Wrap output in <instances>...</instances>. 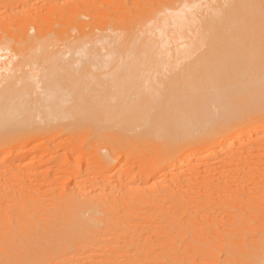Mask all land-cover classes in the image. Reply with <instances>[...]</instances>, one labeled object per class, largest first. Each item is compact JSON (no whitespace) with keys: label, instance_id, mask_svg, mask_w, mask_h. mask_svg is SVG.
I'll return each mask as SVG.
<instances>
[{"label":"bare ground","instance_id":"6f19581e","mask_svg":"<svg viewBox=\"0 0 264 264\" xmlns=\"http://www.w3.org/2000/svg\"><path fill=\"white\" fill-rule=\"evenodd\" d=\"M60 1H53L51 12L49 6L45 13L33 8L35 12L22 19L12 60L3 64L0 74V145L3 139L5 149L14 152L0 156V167L10 175L9 181L0 184V264H182L197 256L233 264L241 260L240 249L245 246H261L257 255L264 261V157L257 161L263 179L242 178L244 183L254 181V186L240 184L243 190L239 188L237 194L218 191L230 181L237 183L228 164L257 147L251 143L264 140V112L253 117L252 128H246L247 117L264 108V19L260 20L264 7L245 2L230 6L223 11L222 21H207L198 44L182 50L171 65L170 58L159 61L167 51L152 42L146 24L113 32L106 24L93 23V27L82 18L90 17L91 10L94 19L110 10L105 0H71L68 5ZM59 23L72 29L56 28ZM192 55L195 59L186 62ZM165 64L180 69L167 80L155 76L162 84L158 86L153 76ZM161 103L166 108L156 106ZM213 105L221 109L222 124L201 148H194L193 129L212 118ZM140 117L151 125V132L176 137L180 148L174 156L155 158L150 165L164 161V166L145 180L141 179L144 169L127 174L144 184L142 200L135 197L136 203H126L115 213L107 209L110 202L117 206L115 191H98L96 183L104 186L102 181L85 189L91 177L77 180L82 170H95V174L110 167L115 147L109 137L90 144L95 166H75V173L62 180L65 185L59 193L49 190L61 179L52 177L49 163H43L54 158L59 165L71 161L69 154H59V145L54 147L49 136L73 131L77 119L88 120L99 131L111 127L115 119L132 127ZM235 129L242 134L227 135ZM241 137L245 141L238 148ZM28 142L31 151H39L41 166L30 169L22 163ZM100 148L108 154L99 153ZM54 149L57 153L49 160ZM72 149L81 148L75 144ZM194 159L199 160L197 166L206 159L208 165L215 163L217 179H206L199 167L192 168ZM159 175L162 181L148 185ZM69 178L75 179L76 186H69ZM32 179L36 182L24 185ZM191 189L205 192L194 196L197 199L190 197L195 200L190 202L185 194ZM244 192L249 195L247 199L243 195L246 201L240 199ZM150 200L154 201L147 203ZM241 203L243 212H225ZM147 205L150 211L145 210ZM199 233L207 236L202 239ZM194 247L197 253L190 252ZM259 259L255 260L260 263Z\"/></svg>","mask_w":264,"mask_h":264},{"label":"rangeland","instance_id":"374dc122","mask_svg":"<svg viewBox=\"0 0 264 264\" xmlns=\"http://www.w3.org/2000/svg\"><path fill=\"white\" fill-rule=\"evenodd\" d=\"M53 1L54 0H0V65H1L0 74L4 71L3 66L8 61L12 60L11 58L13 57V49H14L13 45L15 44V41H16L15 36L21 27L19 23L23 21L22 19H24L25 16H27L28 14H31L32 12L34 13L35 12L34 9H43L45 13L46 6H49V11L51 12V8L54 7ZM105 1L108 3V5L107 6L105 5V6L108 7L110 10L108 11L106 10L105 12L100 13L98 15V18H95V19L93 17V15L95 14V11L91 10L90 13L92 14V16L90 14L89 15L90 17L82 16V18L85 19L90 24V26H93V27H94V24L96 25L98 24V22L102 24H106L110 26L112 29L114 28L113 32L120 31V28H125L128 26H140V25L144 26V24H146L144 28L147 29L148 31L147 34L151 36V39H153L152 42L155 40L158 43V45L156 44V46H158L160 51L162 50L163 52L164 50L167 51L166 53H163V52H160L159 49L157 48L160 53H163L162 54L163 58H161V60L159 61L161 63L169 62V61H166V58H170V62L172 61L171 65L178 61L177 56H179L182 53V50L189 49L192 45L198 44L199 42L198 38L200 37L202 33H205L206 32L205 30L208 28L206 27L207 23L217 22L218 20L219 22L222 21V18H223L222 16L226 13L225 10L229 11V9H231L234 5L238 4L237 2L239 3L245 2L246 5L247 4H250V5L257 4L256 5L257 7H261V8L264 7V0H261V1L257 0L258 2H256V0H252V1L251 0H240V1L239 0H105ZM60 2H63L64 5H68V4H72L73 1L62 0ZM120 5H123V6L118 7ZM230 6L231 8H229ZM124 15L126 16L124 17ZM177 15L181 17L177 18ZM212 18L216 19L217 21H214V19ZM261 18L264 19V15L260 17V20ZM95 21H97V23ZM31 27L32 26H30V28ZM55 27L59 29H62L64 27L66 31H68L69 29H72L70 26L67 25L65 27L60 23L56 24ZM137 30L141 32L140 29L137 28ZM32 32H34L33 28H31V33ZM140 32L138 34L139 36H140ZM147 34L145 35L142 34V35L146 36ZM160 47L162 48V50ZM202 50L203 48L198 49L197 55ZM131 55L132 57H134L133 53H131ZM193 56L196 57V55L189 56L188 58L185 59L186 62H190L189 59L191 61L194 60L195 57L193 58ZM171 65H166L164 68H163V65L158 66L161 68L160 69L161 72H159V68H157L158 70L156 69L157 72H155L153 76V81L156 83V85L162 86V84L160 82L158 83L157 80L159 81H162L161 79L167 80L168 75L171 76L173 74V71L180 69V67L173 68ZM90 75L91 76L94 75V71L90 72ZM100 75H101V72L99 71V74L97 77H99ZM164 75H167V77ZM155 76L156 78H158L157 80ZM162 76H164V78ZM133 96H136V95H133ZM106 99L113 100L112 98H106ZM156 106L159 109H164L166 108L167 104L161 103L158 105L156 104ZM213 106L211 108L212 113L210 115V117L212 118L206 119V121L204 120L205 121V123L203 121L204 124L202 123L199 126V128L194 127L193 129V132H192L193 137L191 141L194 144L193 145L194 148H201L205 140L213 133V131L216 128H219L222 124L221 123L222 116H221V111H220L221 109L218 105H213ZM215 106H218V107H215ZM173 109L174 108L170 109L171 110L170 112H172ZM262 112H264V108L257 109L255 112L251 113L246 119L247 120L246 128H252L253 127L252 125L253 117L255 118L257 114L262 113ZM151 113H153V111H151ZM207 120H209V122ZM146 121L147 120L144 117H140L138 118V121L136 122L134 126L125 127V125L120 123L119 119H115L111 127H109L108 129L103 128L98 131L94 129V127L90 124L88 120L77 119L73 123V126H72L73 131L63 132L62 134L56 137L49 136V142H51L54 147L59 145L60 147V148L58 147L59 154L67 153L71 157V161L69 163L59 165L57 164V160H59L58 158L57 160L54 158V161L50 160V158L54 156V154L57 153V149H54V153H52V155L49 154L50 161L44 162L43 164H46L45 166H47V164L49 163L48 165H49V171L51 172V176L52 177L59 176L60 177L59 179H61V181L57 183L58 185H55L53 187L49 185V190H57L58 191L57 193H59V189L65 185L62 182V180H64V178L67 177L66 176L67 174L75 173V170H73L75 166L81 165L83 166V169L87 168L88 165L95 166V162L92 159V153L89 150V147L91 146L90 144L94 140L109 137L115 147V150L113 153L114 159L110 167L107 168L103 172L99 171V173H95V174H94L95 170H92L90 173H88L89 171L86 172L85 170H82L77 180L81 178L91 177L93 178V181L88 182V184L85 185L86 186L85 189L91 188L90 186L93 185V182L102 181L103 184H105L104 186L103 185L100 186L99 184L96 183V185H98V189H97L98 191H103V190L115 191L116 193L115 204L117 206L116 207L113 206L114 202H110L109 206H107V209L109 211H112L115 213L121 212L120 209H124L125 208L124 206L126 203L128 204L136 203L135 197L142 196L140 197V199L142 200L143 195H141L142 194L141 188H142V185L144 184L141 183L140 179L138 180L136 179L137 181H132L133 176H130L127 174L134 173V172L136 173L139 170L144 169L145 171L141 179L145 180L146 177H148L155 170L161 169L164 166V161L157 162L155 163V165H150L152 161H155L154 160L155 158H157L159 155L163 158H168L180 152V148H177L176 146L178 144L176 137L170 136L167 132L165 133L164 132L160 133L158 131L151 132L152 131L151 125L146 123ZM54 124H50V125H54ZM235 134H242V133L240 130L235 129V130H232V132L228 133L227 135L231 137ZM251 138H254V137L251 136ZM1 140L3 141L4 145L2 146L3 143L1 141L2 144L0 145V156L1 154L2 155L13 154L14 152L9 147H6L7 150L9 149L8 151L5 149V146H6L5 142L3 139ZM244 141L245 140L241 137L236 143V146L238 148H242ZM75 144H78L81 149L74 151L72 147ZM253 144L257 145V147L254 150H251L250 152L246 150L244 155H240L237 160H233V162L228 164V168H230L229 170L231 172V175L232 177H234L237 183H234V181H232V185H231L230 183L231 181H230L228 182L229 183L228 185L227 184L223 186L221 185L220 190H218L219 192L221 191V189L224 191V192L222 191V193H229L230 190H231L230 191L231 193L233 192V190H235L234 193L237 194V190L240 191L239 188L242 189L243 187L241 186L243 185H246L247 187H249L250 185L254 186V183H253L254 181L251 182V180L257 181L258 178H255V177L261 176L259 178L260 179L262 178L263 173H261L262 171H260L261 169H260V166L257 165V161H259L260 159L264 157V140L259 141V142L257 141L256 143H251L252 146ZM32 147L33 146L31 142H28V144L24 147V151H25L24 154L26 156L22 163L24 164V166H26L25 168L31 169V168H34L35 166L36 167L41 166L40 157H39L40 153L39 151L37 152L31 151ZM71 149L73 150V153L69 152ZM98 152L103 155L108 154V151H106L105 149H101V148L98 150ZM205 154L206 155L210 154V149L205 151ZM192 162L194 163V165L191 166L193 168L197 166L199 160L194 159ZM117 164H119V166H117ZM177 168H178L177 171L181 170V167L179 165H177ZM197 168L198 170L201 169L199 171L202 172V176L204 178L217 179L216 170L218 168L215 163L214 164L211 163L210 165H208L207 159H206L199 166H197ZM93 169H96V168H93ZM0 170H2V172H0V184L6 183L7 181H9L10 175L6 172V169L4 167H0ZM193 172H196V171H192L191 173ZM247 175H249V177ZM243 177H245V179L246 178L251 179V180H248L250 182L249 183L245 182L246 184L242 182L245 180V179L242 180ZM239 178H241L240 181L242 183L239 182V180L238 181L236 180ZM163 179L164 178L159 175L153 178L151 181H149L148 185H153L159 181H162ZM34 182H36V180L32 179L29 181L26 180L23 183L25 186H27V185H30V183H34ZM74 182H75V179L71 178L67 183L69 184V186L74 187L76 186V184L74 185ZM223 183H226V181ZM237 184L239 185L243 184V185H240L238 186V189H235L237 187ZM17 185H20V184L18 183ZM96 185L94 184V186ZM249 188H251V186ZM249 188L246 189V191H248ZM239 191H238V194H239ZM250 191L251 190H249L248 194L252 193ZM204 192L205 190L203 191L202 189L203 194H199V191L197 194V191L195 192V190L191 189L190 193L187 192V194L185 195H187L188 200H190L191 198L197 199L194 196L197 197V195H200V196L204 195ZM200 193H201V189H200ZM244 194L245 192L243 194L241 193L240 199H243V198L247 199L249 195H252V194H249L246 197ZM255 195H257V193H255ZM50 198H53L52 192L49 193V199ZM250 198H252V196ZM243 200L246 201L245 199ZM153 201L154 200H150L147 203H152ZM194 201L195 200L193 199L190 200V202H194ZM242 203L244 202L242 201ZM242 203L238 204L237 208L236 206L235 208L230 207L229 209H227L228 211L225 210V212H229V213L230 211L231 213H234V211L239 212L240 207H241L240 205H242ZM242 206H245V203ZM149 207L150 205H147L145 210L150 211ZM244 209L247 210V208H244ZM220 211L221 210L218 209L213 212L218 213ZM240 211H242V209ZM200 234L202 233H199L198 236H200ZM247 235L249 236V234ZM201 236L203 237V235ZM206 236L207 235H205L202 239H204ZM194 249L192 248L190 252L197 253L196 251L197 249L195 250ZM260 250H261V246L259 248L252 247V246H245L244 248L240 249L243 260L241 257V260H237L233 264H254V262L256 261L255 259L260 258L258 257L259 255H257V253H259ZM259 260L261 261L262 258H260ZM256 262L259 263V261H256ZM262 262L264 261H261L260 263ZM258 263H255V264H258ZM175 264H178V263H175ZM182 264H226V261L223 259H221L220 261L218 260H210V261L208 260L207 261L197 256V259L189 260L188 262H185Z\"/></svg>","mask_w":264,"mask_h":264}]
</instances>
